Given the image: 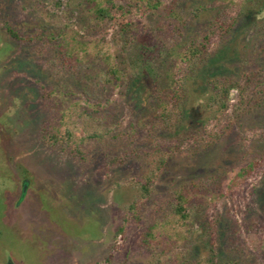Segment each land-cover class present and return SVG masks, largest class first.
<instances>
[{"label": "rangeland", "instance_id": "1", "mask_svg": "<svg viewBox=\"0 0 264 264\" xmlns=\"http://www.w3.org/2000/svg\"><path fill=\"white\" fill-rule=\"evenodd\" d=\"M193 1H185L187 11ZM76 7L77 0H0V264H152L162 249L168 250L173 264H228L231 259L264 264V103L203 154L186 155L185 150L174 156L146 206L133 185L139 165L108 166L120 142L89 143L83 149L90 154L80 158L71 152L73 147L63 151L41 138V126L61 124L60 111L72 103L59 88L51 98L46 91L74 82L58 78L48 56H39L9 28L23 38L41 29L69 26L76 31L79 15L85 14ZM103 28L110 37L116 26L108 23ZM247 31H238L236 47L250 53L263 39L264 22ZM231 57L204 69L200 77L234 71L236 59ZM205 90L200 86L190 106L200 105ZM115 98L122 113L111 114L127 129L139 107L129 106L119 95ZM73 117L62 128L78 136L80 120ZM160 135L172 141V134ZM27 171L28 187L21 199ZM219 176L225 181L223 195L188 211L189 218L178 226L186 238L170 249L161 243L166 235L145 238L157 221L154 202L185 185H211ZM135 202L139 205L131 208Z\"/></svg>", "mask_w": 264, "mask_h": 264}, {"label": "trees", "instance_id": "2", "mask_svg": "<svg viewBox=\"0 0 264 264\" xmlns=\"http://www.w3.org/2000/svg\"><path fill=\"white\" fill-rule=\"evenodd\" d=\"M185 1L77 0V10L85 14L79 15L81 26L76 31L69 26L41 29L23 38L9 28L17 40L30 42L39 56H48L58 78L74 82L46 91L51 98L59 88L64 100L72 98V103L60 111L61 124L41 126V138L63 151L73 147L71 152L80 158L90 154L84 145L120 142L108 166L139 165L133 185L145 206L174 156L185 150L186 155L203 154L264 103V35L250 53L236 47L239 30L256 29L264 22V0H195L190 11ZM108 23L116 26L110 37L103 28ZM229 55L236 59L234 71L200 77L204 69ZM200 86L206 89L204 98L200 105L190 106ZM115 95L139 107L127 129L111 114L122 113ZM73 116L80 120L81 135L62 128ZM161 131L172 134V141L160 138ZM25 178L29 180L28 171ZM224 182L219 176L211 185H185L154 202L157 221L145 238L166 235L161 243L166 249L175 246L186 238L178 226L189 218L188 211L217 200ZM138 205L135 202L131 208ZM208 228L211 231L213 225ZM167 252L162 249L152 264H173ZM228 264L239 263L231 259Z\"/></svg>", "mask_w": 264, "mask_h": 264}, {"label": "water", "instance_id": "3", "mask_svg": "<svg viewBox=\"0 0 264 264\" xmlns=\"http://www.w3.org/2000/svg\"><path fill=\"white\" fill-rule=\"evenodd\" d=\"M27 187H28V181H26L23 185V191H22V196L21 199H23L25 197L26 191H27ZM13 264V263H10Z\"/></svg>", "mask_w": 264, "mask_h": 264}, {"label": "flooded vegetation", "instance_id": "4", "mask_svg": "<svg viewBox=\"0 0 264 264\" xmlns=\"http://www.w3.org/2000/svg\"><path fill=\"white\" fill-rule=\"evenodd\" d=\"M8 264V263H7Z\"/></svg>", "mask_w": 264, "mask_h": 264}]
</instances>
